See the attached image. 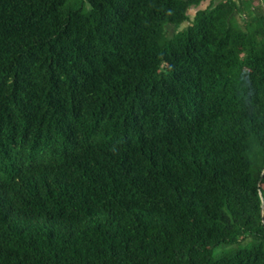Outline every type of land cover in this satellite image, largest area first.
<instances>
[{
	"label": "trees",
	"instance_id": "trees-1",
	"mask_svg": "<svg viewBox=\"0 0 264 264\" xmlns=\"http://www.w3.org/2000/svg\"><path fill=\"white\" fill-rule=\"evenodd\" d=\"M0 264H264V0H0Z\"/></svg>",
	"mask_w": 264,
	"mask_h": 264
},
{
	"label": "rangeland",
	"instance_id": "rangeland-1",
	"mask_svg": "<svg viewBox=\"0 0 264 264\" xmlns=\"http://www.w3.org/2000/svg\"><path fill=\"white\" fill-rule=\"evenodd\" d=\"M168 30L171 32L172 31V28H169Z\"/></svg>",
	"mask_w": 264,
	"mask_h": 264
}]
</instances>
